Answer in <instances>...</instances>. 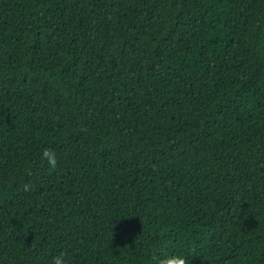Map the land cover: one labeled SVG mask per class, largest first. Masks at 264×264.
<instances>
[{
	"label": "trees",
	"instance_id": "obj_1",
	"mask_svg": "<svg viewBox=\"0 0 264 264\" xmlns=\"http://www.w3.org/2000/svg\"><path fill=\"white\" fill-rule=\"evenodd\" d=\"M177 254L264 264V0H0V264Z\"/></svg>",
	"mask_w": 264,
	"mask_h": 264
},
{
	"label": "clouds",
	"instance_id": "obj_2",
	"mask_svg": "<svg viewBox=\"0 0 264 264\" xmlns=\"http://www.w3.org/2000/svg\"><path fill=\"white\" fill-rule=\"evenodd\" d=\"M41 160L46 162L52 168H55L58 162L56 153L49 148L43 150ZM54 264H64L63 256L56 257ZM159 264H188V260L184 255L177 254L159 261Z\"/></svg>",
	"mask_w": 264,
	"mask_h": 264
}]
</instances>
